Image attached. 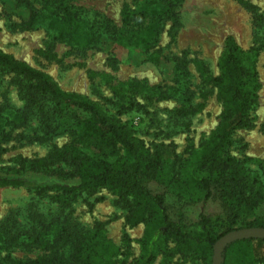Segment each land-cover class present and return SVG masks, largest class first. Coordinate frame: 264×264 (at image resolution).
<instances>
[{
  "label": "trees",
  "instance_id": "16d2710c",
  "mask_svg": "<svg viewBox=\"0 0 264 264\" xmlns=\"http://www.w3.org/2000/svg\"><path fill=\"white\" fill-rule=\"evenodd\" d=\"M49 1V0H45ZM72 0H54V8L41 11L29 0H2L1 13L11 28L31 30L41 18H48L54 37L77 46L108 45L107 65L115 70L131 55L159 66L173 79L186 65L187 51L167 57L157 47L167 21L170 42L175 41L178 18L172 0L125 2L120 25L103 20L98 26L77 16ZM240 3L252 12L254 22L263 15L247 1ZM16 21H12V17ZM38 52L53 58L50 46ZM258 49H243L232 35H226L217 59L218 74L209 75L200 60L194 65L204 81L211 83L221 104L218 121L205 144L190 151L184 162L176 164L172 146L151 150L133 129L111 116L86 96L63 90L45 71L0 49V70L15 75L27 90L30 103L37 95L54 102L60 112H71L77 121L73 138L50 154L54 161L73 165L61 171L48 168L43 158L27 159L20 170L41 172L47 179L34 184L38 193L53 191L59 203L57 213H31L32 225L25 228L14 212L0 219V264H116L120 247L106 233L103 222L84 228L73 222L71 204L78 191L107 187L127 208L129 227L144 224L140 254L133 264H153L156 256L177 255L180 263L199 261L212 264L213 244L228 231L245 227L264 228V159L257 160L262 173L241 164L229 153L234 131L250 125L251 110L259 98ZM110 78V75H105ZM146 92L151 97L168 98L161 86H150L146 79L131 78L114 86V93ZM27 114L7 103L0 106V152L11 139L10 125L23 123ZM264 131V121L261 124ZM22 176L0 174V186H21ZM217 198L220 212L209 216L199 212L191 221L186 206ZM27 243L44 250L33 258L13 257L10 246ZM3 250V253H2ZM264 260L263 238H242L227 244L221 264H256Z\"/></svg>",
  "mask_w": 264,
  "mask_h": 264
},
{
  "label": "rangeland",
  "instance_id": "374dc122",
  "mask_svg": "<svg viewBox=\"0 0 264 264\" xmlns=\"http://www.w3.org/2000/svg\"><path fill=\"white\" fill-rule=\"evenodd\" d=\"M45 11L54 8V0H29ZM141 0H72L71 7L78 17L98 26L103 20L120 25V10L125 2L132 6ZM253 3L263 19L254 22L252 12L239 0H172V9L178 18L175 41L170 42L167 21L162 29L157 47L167 57L179 56L187 51L186 65L170 79L163 70L141 56L131 55L113 70L107 65L108 45L77 46L59 41L49 27L48 18H41L31 30L11 28L10 21L0 12V49L15 58L47 72L65 91L86 96L101 106L108 114L130 126L151 150L172 146L171 157L176 164L190 156L191 149H199L206 143L214 129L221 109L215 87L203 80L197 72L194 60L203 62L209 75L218 74L217 59L226 35H232L243 48L258 49L259 98L250 112V125L236 129L232 135L229 153L244 166L262 173L257 160L264 159V0H247ZM3 7L0 0V11ZM16 21V17H12ZM50 46L53 58H45L38 52ZM105 75H110L106 78ZM131 78L146 79L150 86H161L171 93L168 98H155L146 92L130 93L124 89L114 93V86ZM25 90L15 75L0 70V106L9 104L27 114L23 123L10 125L11 139L0 152V174L22 176L21 186H0V219L14 212L16 220L25 228L32 225L31 213H57L59 203L52 198L53 191L38 193L34 184L45 181L41 172L20 170L23 161L43 158L48 168L61 171L73 165L54 161L50 154L68 143L77 130L75 115L60 112L53 101L37 95L30 103ZM192 145V148L190 147ZM118 195L107 187L94 191L81 190L71 204L73 222L88 228L94 222H103L107 236L120 247L116 264H133L140 254V238L144 224L129 227L125 221L127 208ZM191 221L199 212L214 216L220 212L217 198L206 202H192L186 207ZM13 257L33 258L44 250L35 245L10 246ZM3 253V250H2ZM177 255L165 258L158 254L153 264H201L199 261L180 263ZM256 264H264V260Z\"/></svg>",
  "mask_w": 264,
  "mask_h": 264
},
{
  "label": "water",
  "instance_id": "95a60500",
  "mask_svg": "<svg viewBox=\"0 0 264 264\" xmlns=\"http://www.w3.org/2000/svg\"><path fill=\"white\" fill-rule=\"evenodd\" d=\"M250 237L264 239V228L245 227V228L234 229L223 234L213 244L212 264H221L222 253L227 244L237 239L250 238Z\"/></svg>",
  "mask_w": 264,
  "mask_h": 264
}]
</instances>
